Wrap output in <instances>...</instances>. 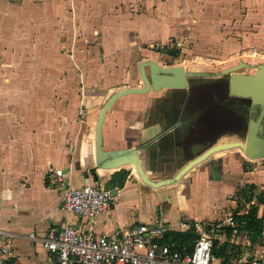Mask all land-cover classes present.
<instances>
[{
  "label": "crops",
  "instance_id": "1",
  "mask_svg": "<svg viewBox=\"0 0 264 264\" xmlns=\"http://www.w3.org/2000/svg\"><path fill=\"white\" fill-rule=\"evenodd\" d=\"M143 59L190 71H209L213 62L264 63V0H0V229L14 234L10 264H52L40 239L64 225L102 234L140 222H217L244 212L235 211L236 189L253 184L264 192V157L251 159L238 148L213 153L159 188L144 184L132 165H97L100 108L115 91L142 85ZM165 94L116 98L101 127L104 149L152 140L138 151L152 180L173 177L210 144L196 140L190 158L173 161L186 130L161 126ZM226 109V133L215 143L239 139L234 123L239 127L246 116L237 105ZM197 128L195 134L205 132ZM55 169L73 187L97 181L116 189L108 210L93 219L63 210ZM119 169L128 170L123 184H107ZM257 216L263 228L255 242L244 231L224 229L215 248L221 257L232 245L264 240V204Z\"/></svg>",
  "mask_w": 264,
  "mask_h": 264
},
{
  "label": "built area",
  "instance_id": "2",
  "mask_svg": "<svg viewBox=\"0 0 264 264\" xmlns=\"http://www.w3.org/2000/svg\"><path fill=\"white\" fill-rule=\"evenodd\" d=\"M79 112L83 114V109ZM54 175L61 187V208L66 212L93 219L108 210L111 191L101 183L73 187L63 183L61 169H55ZM239 225L232 217L217 222L178 219L174 225L160 220L102 234L92 228L84 231L76 225H64L40 240L54 255L52 264H264V240L232 245L227 257L213 253L214 247L220 245L224 229L236 231ZM170 232L181 235L178 240L164 241L163 237ZM28 237L36 238L33 232ZM13 238L12 232L0 229V264H10Z\"/></svg>",
  "mask_w": 264,
  "mask_h": 264
},
{
  "label": "water",
  "instance_id": "3",
  "mask_svg": "<svg viewBox=\"0 0 264 264\" xmlns=\"http://www.w3.org/2000/svg\"><path fill=\"white\" fill-rule=\"evenodd\" d=\"M141 86H127L112 93L100 108L95 125V157L102 168L132 165L139 179L152 188L168 186L179 180L192 166L215 152L238 148L251 159L264 157V63L250 64L238 62L218 71H190L184 66L160 65L153 59L139 60L137 63ZM249 68L252 72H243ZM195 76H225L227 96L232 100L245 102L243 112L247 118L246 127L238 134V140L210 143L198 155L188 160L173 177L152 180L146 175L138 151L147 147L152 140L136 146L104 149L101 141V127L106 111L114 100L127 93H145L149 90L181 88L187 85V78ZM254 107L259 110L254 115ZM165 132V130H163ZM95 175V174H94ZM116 189L111 190V195Z\"/></svg>",
  "mask_w": 264,
  "mask_h": 264
},
{
  "label": "flooded vegetation",
  "instance_id": "4",
  "mask_svg": "<svg viewBox=\"0 0 264 264\" xmlns=\"http://www.w3.org/2000/svg\"><path fill=\"white\" fill-rule=\"evenodd\" d=\"M204 80L201 76L187 78V85L181 88L165 89L166 94L161 100V111L159 122L163 127L174 126L176 129H184L186 132L178 150L170 155L173 161L190 158L193 145L196 140L204 139L208 143H214L226 132L225 111L226 107L237 105L243 110L245 102L232 100L227 96L225 76L208 77ZM243 102V104H242ZM259 109L254 107V115ZM179 113L177 119L175 113ZM237 135L246 127L247 118H242V124L237 127ZM204 128L201 135L195 134V128ZM200 131V130H196Z\"/></svg>",
  "mask_w": 264,
  "mask_h": 264
},
{
  "label": "trees",
  "instance_id": "5",
  "mask_svg": "<svg viewBox=\"0 0 264 264\" xmlns=\"http://www.w3.org/2000/svg\"><path fill=\"white\" fill-rule=\"evenodd\" d=\"M167 51L172 55L177 54V51L172 49H169ZM127 174L128 170L119 169L112 174V177L108 180L107 184L115 185L114 183H116L117 185H122ZM235 195V211L240 208L244 209V212L241 214H232V218L240 223V225L236 229L239 231H244L246 233V236L252 242H255L261 236V231L263 228V219L257 216V209L259 204H264V192H255V185L247 184L236 189ZM179 235V233L170 232L163 237V240H178ZM215 248L216 247H214L213 249V253L219 255L220 253H217Z\"/></svg>",
  "mask_w": 264,
  "mask_h": 264
},
{
  "label": "rangeland",
  "instance_id": "6",
  "mask_svg": "<svg viewBox=\"0 0 264 264\" xmlns=\"http://www.w3.org/2000/svg\"><path fill=\"white\" fill-rule=\"evenodd\" d=\"M223 64H216L215 62H213L210 66V70L209 71H218L219 69H221ZM224 67V66H223ZM184 202H182L181 200H178V205L184 206Z\"/></svg>",
  "mask_w": 264,
  "mask_h": 264
}]
</instances>
